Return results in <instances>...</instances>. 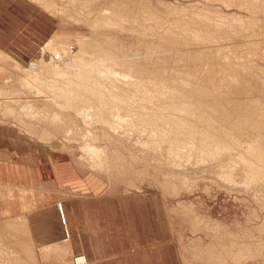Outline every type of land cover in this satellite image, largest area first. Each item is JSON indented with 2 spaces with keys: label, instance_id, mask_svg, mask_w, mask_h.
<instances>
[{
  "label": "rangeland",
  "instance_id": "rangeland-1",
  "mask_svg": "<svg viewBox=\"0 0 264 264\" xmlns=\"http://www.w3.org/2000/svg\"><path fill=\"white\" fill-rule=\"evenodd\" d=\"M54 1L64 8L68 4L71 8V3H73L72 0L69 1L71 3H68V0ZM84 1L90 3L89 9L81 8L80 11L100 22L96 27L99 33H96L92 28L89 29L86 27L87 25L78 26L77 23L80 21H73V18L65 17L68 22H75V26L67 28L68 30L74 34L76 31L84 32V35L90 38L93 43L95 41L100 44L104 43L105 46L101 45L109 49L110 51L105 50L112 52L116 58L121 57L127 63L141 69L143 74L138 76H141L143 84L147 85L145 87L149 89L148 93L155 94V99L164 92L177 94L188 91L190 97L197 98L192 88H202L208 91L212 100L204 102L202 105L200 102H196L195 104L198 103V105H194L192 111L204 112L218 126L223 124L238 134L242 128L238 129L235 124L238 121L241 122L244 129L242 132L245 134L238 135L239 138H237L240 141L235 146L236 148L234 147L236 152H228L231 157L228 153L223 156L228 161L226 164H220L218 159L216 161L210 156L207 160L201 161L199 155L195 153L191 154L192 158L182 164L183 166H175L169 162L166 154L164 157L160 152H149L148 149L137 144V137L128 140L130 141L128 149L120 142H118V146L107 141V150L110 151L113 160L119 161L116 159L117 156H121L120 158L123 159L122 165L119 166L121 172L119 174L118 168L115 171L98 174L90 170L87 161L80 160L79 162L74 158L78 157V155H74L75 151H78L76 144L73 143L77 149L71 153L55 147L56 144L54 145L53 141L45 144V141L36 136L28 135L23 130L19 131L17 123L12 118H5L1 110L0 124L14 127L19 134L27 137L24 138L31 139V143L36 142L44 148L59 153V155H65L70 164L69 168H73L77 173L78 180L86 181L88 184V178H93V176L99 178L103 181L100 195L108 199L116 196L124 199L123 203L125 200H131L136 210L138 202L139 209L153 208L154 215L152 216L155 219L152 221L156 222L158 230V240L153 247L159 253L160 264H264V183L244 185L245 179H247L245 170L239 171V174L235 172V182L229 186L224 185L223 181L225 180L221 174L219 177V173L223 172L224 167L222 166H229L232 160H237L241 151L255 142V140L252 141L253 139L264 143V0ZM124 7L126 11H124ZM75 10L76 8L71 11ZM85 10H89V12ZM43 12L50 16L48 8L46 12ZM56 13L58 14V10ZM75 13L77 14V12ZM59 15L66 16L65 13H59ZM75 16L81 17L79 14ZM108 17H111L112 20H120L121 25L117 29L107 28V32L104 30L106 28L100 27V25ZM56 19L58 26L54 30L56 31L58 28L61 30L63 24L60 19L57 17ZM71 41L74 51H78L79 46L75 45L76 41L74 39ZM43 47L44 45L29 60L30 62L45 56ZM2 80H6L4 75L0 76V81ZM163 82L168 86L165 90L154 86L157 83L161 85ZM135 93L139 94L136 91ZM181 94L186 95L187 93ZM189 117L193 119L194 114H190ZM221 119L227 120V124H224ZM230 125L231 127H229ZM64 134L65 132L58 134L57 138H60L58 140L64 139ZM80 141L77 140V143ZM101 144L103 147L105 146L104 143ZM68 145L72 146V143ZM147 152L150 157L145 154ZM165 152H162V155ZM151 153L156 154L153 156L157 161H153ZM237 155L238 158H233ZM156 157L159 158L156 159ZM229 158H232L230 162ZM159 159H165V161H158ZM161 162L163 164H160ZM124 167L125 169H123ZM237 168H240V165ZM122 171L125 177H123ZM175 171L182 172L184 179L179 180ZM186 175L189 180L185 179ZM190 176L193 178L191 179ZM26 182H21L20 187L16 181L0 179V235L2 234L0 236V264H79L76 257L77 259L81 258L84 256L83 254L72 256L70 260L65 261L54 259L53 256L38 261L35 259L37 257H34L35 254L33 255L35 252L30 253V248H26L27 243L25 244L26 239L23 232L18 235L17 231H21V229L15 227L14 222L10 223L11 220L15 221L19 215L27 214L26 204H28V200H31L34 191L28 190ZM225 182L227 183V181ZM90 186L92 187L93 183ZM90 186L84 185L81 188L85 191H93ZM137 200L138 202H136ZM26 216L28 217V215ZM2 236H5L4 239ZM23 246L24 248H22ZM37 248L41 252L46 250L40 246Z\"/></svg>",
  "mask_w": 264,
  "mask_h": 264
},
{
  "label": "bare ground",
  "instance_id": "bare-ground-1",
  "mask_svg": "<svg viewBox=\"0 0 264 264\" xmlns=\"http://www.w3.org/2000/svg\"><path fill=\"white\" fill-rule=\"evenodd\" d=\"M33 1H36L45 12L48 8L50 15L61 20L63 28L61 30L60 28L56 31L54 30L53 34L47 39L43 47L44 58L41 56L42 58L33 60V62L28 64L17 61L8 53L0 50V73L6 77V80L0 81V110L5 118H12V120L17 123L19 131L23 130L28 135L33 137L36 136L40 140L45 141V144L46 142L49 144V142L53 141V143L55 142L54 145L56 144L55 147L65 150L68 153L73 152L77 145L78 149H76L78 151H75L74 155L76 154L78 157L75 155L77 158H74L78 159L79 162L80 160L87 161L90 170L98 174L105 171H115L123 163V159L120 158L121 156H117L116 158L119 161L113 160L110 156L111 153L107 150V141L118 146V142H120L121 145L126 146L125 148L128 149V142H130L128 140L136 137L137 144L139 143L143 148L148 149L149 152H160L161 156L166 154V157L169 158V162H171V164L173 163L175 166H181L185 162L190 161L192 158L191 154L195 153L199 155L201 161H204V159L207 160L210 156L212 159H216V161L218 159L220 164L228 163L223 156L230 151L236 152L234 150L236 148L235 146L239 143L238 141H240L238 135L242 136L245 134L242 132L244 130L242 127L243 125L239 121L235 124V127H238V129L242 128L238 134L233 129L226 128L223 124L218 126L208 114L195 110L192 111L194 105H198V103L195 104L196 102H200V105H202V103L212 100L208 91L202 88H192L197 98L190 97L188 91L178 92L177 94L164 92L155 99V94L152 95L148 93L149 89L145 87L147 85L143 84V79L140 78L141 76H138L139 74H143L141 69L137 66H132L121 57L116 58L112 52H109V49L104 48V43H101L104 46L98 41L93 43L90 38L84 35V32L81 33V31H76L74 34L67 29L69 27L71 28V26H75V22H68L66 19L71 17L74 19L73 21H80L77 23L78 26L87 25L86 27H89V29L92 28L96 33L98 32L96 27L99 26L100 22H98L97 19H93V17L91 19L86 12V14H83L80 11L81 8L87 9L90 3L88 4V2L84 0H72L71 2L73 3H71L69 2L70 0H68V3H71V8L67 2L68 6L66 7H69V9L66 7L64 8L54 0ZM72 6L76 8L73 12L71 10L75 8L73 9ZM112 9L114 10V8ZM125 9L124 7V11H126ZM57 10L58 14L56 13ZM152 10L153 9H151V11ZM85 11L89 12V10ZM75 12H77V14ZM59 13H65L66 16L61 15V17ZM78 14L81 17L75 16ZM105 19L100 25V27L106 28L104 30H107V28L117 29L121 25L120 20H112L111 17ZM71 39H74L76 41L75 45L79 46L76 52L74 51V45ZM154 86L161 90H165V88L168 87L164 82L161 83V85L157 83V85ZM135 91L139 94L135 93ZM181 93L187 94L183 95ZM137 100L138 102H135ZM190 114H194L193 119L189 117ZM223 120L222 122L227 124V120ZM201 124H203V126H201ZM229 127H231V125ZM63 132H65L64 139L58 140L60 138H57V135ZM77 140L81 141L77 143ZM254 140V143L241 151L239 158L238 155L233 157L238 158L237 160L229 158V162L232 160L229 166L221 165L224 168L223 172L219 173V177L221 174L223 180L227 181V183L223 181L224 185L229 186V184H233L235 182L236 173L239 174V171L243 172V170L246 172L245 178L247 177L244 185H251L252 183L256 184L259 182L264 183V143L256 141V139L252 141ZM69 143H72V146H69ZM98 143H104L105 146L103 147L102 144L100 145ZM54 149L56 150V148ZM124 151L125 150H123V152ZM162 152L165 153L162 155ZM145 154H148V152ZM153 154L152 157L154 161L155 156H153ZM228 155L230 154L228 153ZM148 156L150 157L149 154ZM158 158L159 157H156V159ZM161 160L159 159L158 161ZM163 160L165 161V159ZM160 164L163 163L161 162ZM239 165L240 168H237ZM123 169H125V167ZM118 170L120 174L121 168ZM177 171L174 173H177L178 179H184L182 172ZM123 173L122 171V175ZM119 177L122 178L121 176ZM123 177L125 176L123 175ZM190 177L191 179L193 178L192 176ZM185 179L189 180L188 176ZM188 184H190V182H188ZM26 215L27 214L19 215L15 220L16 222L13 220L10 221V223L14 222L13 225L15 227L21 229V231H17L18 235L23 232V236L26 239H24L25 244L27 243L26 248H30V253L35 252L33 255L35 254L34 257H37L35 259L38 261L49 259L50 256H53L54 259H60L58 257L60 253L57 255L55 254L56 252H51V250L55 248H47L45 252H41V250L37 248L33 234L31 233L30 220H28ZM4 237L2 236L3 239ZM22 248H24V246ZM26 255L28 256L27 252ZM26 255L24 256L26 257ZM78 261L80 262L79 264H88L85 256L78 258ZM31 262L33 263L32 259Z\"/></svg>",
  "mask_w": 264,
  "mask_h": 264
},
{
  "label": "crops",
  "instance_id": "crops-1",
  "mask_svg": "<svg viewBox=\"0 0 264 264\" xmlns=\"http://www.w3.org/2000/svg\"><path fill=\"white\" fill-rule=\"evenodd\" d=\"M43 11L33 0H0V50L28 64L58 26ZM24 137L0 124V179L20 187L27 181L34 191L26 213L37 246L55 248L63 261L83 254L88 264H160L153 208L139 209L137 200L136 210L131 200L100 195L103 181L78 180L65 155Z\"/></svg>",
  "mask_w": 264,
  "mask_h": 264
},
{
  "label": "built area",
  "instance_id": "built-area-1",
  "mask_svg": "<svg viewBox=\"0 0 264 264\" xmlns=\"http://www.w3.org/2000/svg\"><path fill=\"white\" fill-rule=\"evenodd\" d=\"M77 262H79L78 259H77ZM79 263H80V262H79Z\"/></svg>",
  "mask_w": 264,
  "mask_h": 264
}]
</instances>
